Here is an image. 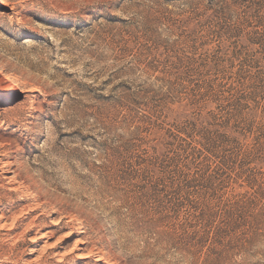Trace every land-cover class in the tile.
<instances>
[{"label":"rangeland","instance_id":"obj_1","mask_svg":"<svg viewBox=\"0 0 264 264\" xmlns=\"http://www.w3.org/2000/svg\"><path fill=\"white\" fill-rule=\"evenodd\" d=\"M3 2L0 264H264V0Z\"/></svg>","mask_w":264,"mask_h":264},{"label":"bare ground","instance_id":"obj_2","mask_svg":"<svg viewBox=\"0 0 264 264\" xmlns=\"http://www.w3.org/2000/svg\"><path fill=\"white\" fill-rule=\"evenodd\" d=\"M6 3V2H5ZM4 2H3V0H0V4H3L5 7H9V9H13V6L14 5H12V4H9V3H6L5 4ZM1 70V69H0ZM0 75H2V72L0 71ZM5 89L7 90V95H11L12 93H13V91L15 90V88H14V86H13V84H12V82L10 81V79L9 78H7L6 77V80H5ZM32 89V88H31ZM3 154V153H2ZM1 155V154H0ZM1 161V160H0ZM3 164H6V163H3ZM6 166V165H5ZM4 166V167H5ZM3 167V166H2ZM10 169V168H9ZM17 171V170H16ZM19 173V172H18ZM15 176H16V174H15ZM13 177V176H12ZM11 178V177H10ZM14 178H17V177H13V181L15 180ZM11 180H12V178H11ZM12 181V182H13ZM31 181V180H30ZM10 182V181H9ZM12 182H11V184H12ZM15 182V181H14ZM23 186V185H22ZM14 187V186H13ZM30 189V188H29ZM28 190V189H27ZM28 195V194H27ZM4 216L5 215H0V221H1V219H3L4 218ZM1 224V223H0ZM4 225V224H3ZM44 234V233H43ZM35 237V236H34ZM25 238V237H24ZM33 238V237H32ZM35 238H37V236L35 237ZM40 238V237H39ZM79 239V238H78ZM84 241V240H83ZM91 250V249H90ZM70 251V250H69ZM91 252H93V250H91ZM65 253H66V251H65ZM88 253V252H87ZM86 253V254H87ZM46 254V253H45ZM58 254V253H57ZM63 254V253H62ZM92 254V253H91ZM101 255V254H100ZM81 257V259L82 258H84L85 256H80ZM39 260V259H38ZM96 260L97 261H99V260H101V257H98V258H96ZM108 260V259H107ZM58 261V260H57Z\"/></svg>","mask_w":264,"mask_h":264}]
</instances>
